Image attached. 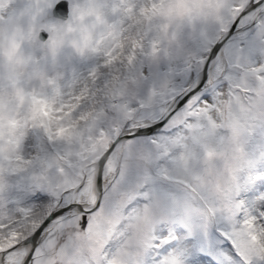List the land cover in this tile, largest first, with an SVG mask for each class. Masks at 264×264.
<instances>
[{
  "label": "snow or ice",
  "instance_id": "6c2138e0",
  "mask_svg": "<svg viewBox=\"0 0 264 264\" xmlns=\"http://www.w3.org/2000/svg\"><path fill=\"white\" fill-rule=\"evenodd\" d=\"M0 264H264V0H0Z\"/></svg>",
  "mask_w": 264,
  "mask_h": 264
}]
</instances>
